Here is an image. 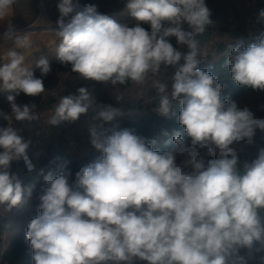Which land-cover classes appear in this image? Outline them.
Returning <instances> with one entry per match:
<instances>
[{"label": "clouds", "instance_id": "9594fccd", "mask_svg": "<svg viewBox=\"0 0 264 264\" xmlns=\"http://www.w3.org/2000/svg\"><path fill=\"white\" fill-rule=\"evenodd\" d=\"M17 0H0V22ZM53 28L55 59L75 78L107 84L117 102L132 85L155 91L153 108L178 128H161L149 139L120 126L121 107L98 103L79 87L60 95L47 117L49 126L85 118L89 142L98 156L74 173L67 161L36 168L30 139L15 122L39 121L34 103H18L23 94L45 92L50 61L27 64L33 41L9 25L4 41L13 47L0 56V93L9 111L0 110V215L27 203L34 185L24 186L11 171L23 161L43 179L37 193L38 215L26 229L32 264H264V103L255 109L225 96L226 84L201 67L208 56L202 43L213 24L205 0H126L134 23H119L79 0H59ZM264 23V9L257 16ZM184 25H187L185 29ZM186 46L182 52L171 42ZM232 81L264 94V32L229 43L219 56ZM182 61V63H181ZM162 66L175 69L171 84ZM163 145V148L161 147ZM256 147L254 156L247 150ZM37 155H39L37 153Z\"/></svg>", "mask_w": 264, "mask_h": 264}, {"label": "trees", "instance_id": "16d2710c", "mask_svg": "<svg viewBox=\"0 0 264 264\" xmlns=\"http://www.w3.org/2000/svg\"><path fill=\"white\" fill-rule=\"evenodd\" d=\"M46 1L48 0H45V2ZM241 1L242 0H240L239 4L232 5L231 18L241 20L242 18L241 5H244L241 3ZM243 1L250 2L251 5L254 6V8L258 9L259 11L261 9H264V0H243ZM80 4L81 6L86 4L96 5L99 12L107 15L121 11L126 6V0H83ZM59 16H60L59 11L56 10L51 13L50 18L53 22L56 23ZM246 16L247 13L245 17ZM131 23H134V21L129 22V24ZM184 27L185 29H187V25H184ZM221 29L225 31L227 30V26H224ZM169 39L170 42L175 47L177 48L179 47V45L176 44V40L174 37H171ZM232 42L233 41L218 42L215 44V48L216 50L219 51H226L228 44ZM224 59L225 57H220L219 59L215 60L213 67L209 69V71H211L212 74L215 75L220 80L221 83L227 85V87L225 88L224 95L231 96L232 99L237 98L242 104H249L254 109L259 104L264 103V94L253 93L251 90L245 89L244 87L232 81L230 74L228 73L227 69L223 66ZM50 63L52 65L53 70L44 79L45 92L37 97H28L21 94L20 96L17 97L18 103H34L37 106L36 110H46V109H50L53 106V103L59 98L60 95L59 94L52 95L51 91L58 87L59 81L61 79V74L62 73H70L73 75L75 74L71 73L70 69L64 68L62 65H60L56 61V59L54 61H51ZM34 72L37 76L40 75V70L38 68H35ZM130 86L132 85L119 86V87H121V90L123 91ZM80 87H87V88L92 87L96 91V93L101 97L99 103L111 104L114 107H118L114 103V101L112 100L109 94L110 90H113L110 85L106 90H102L101 84H96L89 81H82ZM6 97H7L6 93H0V110L4 112H8L10 110ZM257 115L264 116V112H257ZM122 119H124V122L122 123L121 127L131 128L137 134L149 139L158 135L161 128H166L169 130V132H171L173 128L179 127L175 121V118L170 120L165 119L163 117L157 116L152 112L145 114L136 113L135 115L126 116L125 118ZM5 124L6 122L0 119V126H3ZM257 144L264 145V140H261L259 136L257 137ZM161 147L163 148V145H161ZM255 152H256V147L249 148V156H254ZM57 157L61 158L60 161H58V163L63 161L68 162L67 167L73 172V178H74V173L78 171L80 167L91 162L96 157V154L94 152H90L89 154L79 158L75 154L69 153L65 148L61 147L57 150ZM25 181L29 182V186L34 185L33 197L31 198L30 201V209H27L25 210V212L20 214H17V212L15 211V214H13L15 223L12 232H14L15 234L12 237L9 245L7 246V249L4 254L6 264H32L31 249L28 245V242L25 239V233L29 221L33 217L38 215L39 201L36 199V196L40 188L43 186V179L41 176L31 175ZM31 203L32 205H34L32 208H31ZM15 210H18V208H15ZM1 230L2 227H0V231Z\"/></svg>", "mask_w": 264, "mask_h": 264}, {"label": "crops", "instance_id": "0c3cea01", "mask_svg": "<svg viewBox=\"0 0 264 264\" xmlns=\"http://www.w3.org/2000/svg\"><path fill=\"white\" fill-rule=\"evenodd\" d=\"M83 0H79L81 3ZM59 0H17V2L13 5L12 10L8 18L4 22H0V37L4 31L7 30L9 25L14 26L16 31L19 32H27L31 40L33 41V47L27 50L28 60L27 64L30 67L35 69V63L41 57L47 58L50 62L55 60V50L58 45V39L53 31V28L56 27V23L51 20V13L57 9V3ZM243 5H241L242 10ZM113 19H115L119 23H129L132 22V18L130 17L129 13L126 10V6L119 12L107 14ZM234 18H230V20L217 22V29L213 30V36L211 41L206 45L209 56L208 59L212 57L213 51L215 50L214 43L218 42H229L233 41L237 38L246 37L244 28H243V20H240L238 27L234 30H230L229 21L233 20ZM227 26V30H222L221 28ZM13 44L11 41H4L0 38V56H4L8 49L12 48ZM179 50L182 52H186V46L178 47ZM207 59V60H208ZM207 60L205 62H207ZM201 64L200 66L204 65ZM2 63V61H0ZM61 78L66 79L67 83L64 89L59 93V95H67V94H75L77 88L80 87L82 81L75 78V75L70 73H62ZM102 85V84H101ZM89 90L93 92L94 96L99 103L101 97L96 93V91L89 87ZM128 93V96L125 98L124 101L120 103L116 101L115 97L113 96L112 99L114 103L118 106L123 108L127 105L126 111L131 108L133 100L136 98V93L141 91L140 89L135 88L134 86H130L127 89L123 90ZM143 96H147L152 93V90H149V87H145L143 90ZM59 99V98H58ZM58 99L53 103V106L50 109L46 110H36L38 113L41 114V119L37 122V125H44L47 126L49 129L52 130L54 134H57L61 131L65 130H73L77 132L78 137V146L75 155L79 158L89 154L90 152H94L96 156L99 155L95 151L94 148L90 145L89 142V135L87 131V124L85 122V118L82 117L80 121L76 123H63L59 126H49L47 124V117L50 114L51 110L54 108L55 104L58 102ZM125 115L123 118H125ZM124 119L120 120V126ZM15 127L24 130L22 127H19L14 124ZM31 176V175H30ZM29 176L21 177L20 179L24 182ZM15 210L12 209L11 212L6 213L3 217L4 219H0V227L2 230L0 231V244L9 245L12 237L15 233L10 231L14 227L15 220L13 218V213ZM7 249V248H6Z\"/></svg>", "mask_w": 264, "mask_h": 264}, {"label": "built area", "instance_id": "2783aa9c", "mask_svg": "<svg viewBox=\"0 0 264 264\" xmlns=\"http://www.w3.org/2000/svg\"><path fill=\"white\" fill-rule=\"evenodd\" d=\"M248 8L249 10H247V16L243 22V28L246 34L245 39L254 38L255 36L259 35L261 32H264V23H257V16L259 10L254 8V6H252L251 4ZM224 52L225 51H219L215 49L213 51V54L219 56L221 53ZM213 54L212 57L208 59L207 62H205V64L202 65L201 67H207L208 64H211L213 67L214 61L220 58V57L213 58ZM174 71L175 69L172 68L171 66L167 68H164L162 66L159 74V78L162 81H166L170 86L171 84L170 78L174 73ZM66 83L67 80L61 78L58 87L52 90L51 94L58 95L64 89ZM155 103H156L155 91L152 90V93L147 96L142 95L139 98H137L136 96V98L132 102L131 108H134L136 110V113L145 114L152 112L156 114L155 112L152 111ZM21 135L24 136L25 139H30L32 141V145L30 146L29 149V155L32 158L37 169L42 167L54 169L56 165L51 164L50 162L57 157V150L62 147L65 148L67 152L75 154L79 142L77 137V132L73 130H65L57 134H54L51 129H49L47 126L44 125H37V127L32 130L24 129L21 131ZM37 153L39 155H37ZM11 171L16 173L20 178L24 176L37 175L36 171L29 172L22 160L19 162H15V161L12 162ZM4 215L5 214L0 215V219H4L3 217ZM6 248L7 247L5 243L0 244V264H5L4 254Z\"/></svg>", "mask_w": 264, "mask_h": 264}, {"label": "water", "instance_id": "95a60500", "mask_svg": "<svg viewBox=\"0 0 264 264\" xmlns=\"http://www.w3.org/2000/svg\"><path fill=\"white\" fill-rule=\"evenodd\" d=\"M239 1L240 0H205L207 7L211 11V19L213 21V24L208 26L204 36L200 37L202 43L207 42V45L211 41L215 23L229 20L232 17V5L239 4ZM108 86L109 85L107 84H102V90H106ZM14 124L22 127L23 129L30 130L37 127L36 121H33L31 123H21L14 121Z\"/></svg>", "mask_w": 264, "mask_h": 264}, {"label": "rangeland", "instance_id": "374dc122", "mask_svg": "<svg viewBox=\"0 0 264 264\" xmlns=\"http://www.w3.org/2000/svg\"><path fill=\"white\" fill-rule=\"evenodd\" d=\"M240 2V1H239ZM241 3L242 4H244L243 5V7H242V11H241V14H242V18H241V20H245V15H246V13H247V10H249V6H250V2H244L243 0L241 1ZM230 20V19H229ZM243 20V21H244ZM239 23H240V20H237V19H233V20H231V21H229V27H230V30H234V29H236L237 27H238V25H239ZM217 25L218 24H215L214 25V30H216L217 29ZM215 44L216 43H214V45L213 46H215ZM216 49V48H215ZM208 59V58H207ZM182 62V61H181ZM109 94H110V96H111V98L114 96L115 97V95H114V90H110V92H109ZM113 100V99H112ZM120 103V102H119ZM129 105H128V103H127V105L126 106H124L123 107V109H125V111H126V108L128 107ZM247 155H249V149L247 150ZM23 183V185L24 186H29V182H26V181H24V182H22ZM30 201H31V199L27 202V203H25V204H23V205H21L20 207H18V210H13L14 211V213H15V211L17 212V214H20V213H23V212H25V210H27V209H30ZM34 205H32V203H31V208L33 207ZM24 208V209H23ZM24 210V211H23ZM10 231H12V229L10 230ZM12 233H14V232H12Z\"/></svg>", "mask_w": 264, "mask_h": 264}]
</instances>
